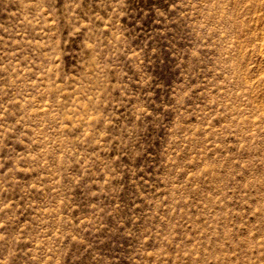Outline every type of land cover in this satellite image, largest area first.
I'll return each instance as SVG.
<instances>
[{
	"label": "rangeland",
	"instance_id": "1",
	"mask_svg": "<svg viewBox=\"0 0 264 264\" xmlns=\"http://www.w3.org/2000/svg\"><path fill=\"white\" fill-rule=\"evenodd\" d=\"M0 264H264V0H0Z\"/></svg>",
	"mask_w": 264,
	"mask_h": 264
}]
</instances>
